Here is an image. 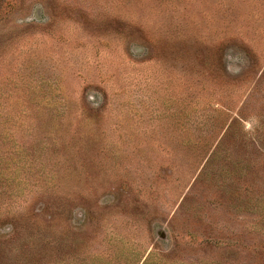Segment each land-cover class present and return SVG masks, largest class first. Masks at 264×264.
I'll use <instances>...</instances> for the list:
<instances>
[{
    "label": "rangeland",
    "instance_id": "374dc122",
    "mask_svg": "<svg viewBox=\"0 0 264 264\" xmlns=\"http://www.w3.org/2000/svg\"><path fill=\"white\" fill-rule=\"evenodd\" d=\"M0 264H264V0H0Z\"/></svg>",
    "mask_w": 264,
    "mask_h": 264
}]
</instances>
